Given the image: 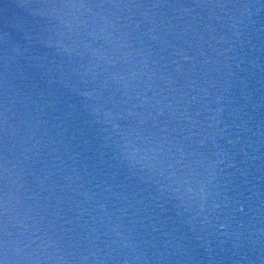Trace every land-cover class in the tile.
Masks as SVG:
<instances>
[{
	"label": "water",
	"instance_id": "obj_1",
	"mask_svg": "<svg viewBox=\"0 0 264 264\" xmlns=\"http://www.w3.org/2000/svg\"><path fill=\"white\" fill-rule=\"evenodd\" d=\"M0 264H264V0H0Z\"/></svg>",
	"mask_w": 264,
	"mask_h": 264
}]
</instances>
